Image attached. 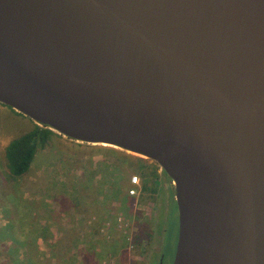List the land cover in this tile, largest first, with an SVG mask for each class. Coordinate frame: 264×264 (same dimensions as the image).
I'll return each instance as SVG.
<instances>
[{
  "label": "water",
  "instance_id": "water-1",
  "mask_svg": "<svg viewBox=\"0 0 264 264\" xmlns=\"http://www.w3.org/2000/svg\"><path fill=\"white\" fill-rule=\"evenodd\" d=\"M0 103L155 161L172 264H264V0H0Z\"/></svg>",
  "mask_w": 264,
  "mask_h": 264
},
{
  "label": "rangeland",
  "instance_id": "rangeland-1",
  "mask_svg": "<svg viewBox=\"0 0 264 264\" xmlns=\"http://www.w3.org/2000/svg\"><path fill=\"white\" fill-rule=\"evenodd\" d=\"M13 111L0 103V264H149L160 254L172 264L178 215L155 161L154 191L139 178L131 194L138 158H147L55 132L14 176L4 143L36 123Z\"/></svg>",
  "mask_w": 264,
  "mask_h": 264
},
{
  "label": "trees",
  "instance_id": "trees-1",
  "mask_svg": "<svg viewBox=\"0 0 264 264\" xmlns=\"http://www.w3.org/2000/svg\"><path fill=\"white\" fill-rule=\"evenodd\" d=\"M54 133L55 132L53 130L49 129L46 126L35 124L34 128H32L31 130L20 135L19 137L10 140L4 148L7 166L10 173L14 176H19L26 173L37 150L44 147L49 138ZM138 160L140 161V165L138 166L136 174L134 176L140 178L142 183V191L144 193L154 191V180L158 175L156 165L151 159L144 160L138 158ZM163 173L165 174V172ZM112 194L113 196H118L119 191L112 190ZM171 197L174 205V195L172 190ZM146 246L149 247V244H147ZM13 262L14 261H12V263Z\"/></svg>",
  "mask_w": 264,
  "mask_h": 264
},
{
  "label": "built area",
  "instance_id": "built-area-1",
  "mask_svg": "<svg viewBox=\"0 0 264 264\" xmlns=\"http://www.w3.org/2000/svg\"><path fill=\"white\" fill-rule=\"evenodd\" d=\"M139 184V178L137 176H133L132 178V185L133 187L130 189V193L134 194V189L135 187H137ZM55 264H62V263H55ZM102 264H119L117 262H115L114 260H109V261H103Z\"/></svg>",
  "mask_w": 264,
  "mask_h": 264
},
{
  "label": "flooded vegetation",
  "instance_id": "flooded-vegetation-1",
  "mask_svg": "<svg viewBox=\"0 0 264 264\" xmlns=\"http://www.w3.org/2000/svg\"><path fill=\"white\" fill-rule=\"evenodd\" d=\"M149 264H165V256L164 254L158 255V257L152 261H150Z\"/></svg>",
  "mask_w": 264,
  "mask_h": 264
},
{
  "label": "crops",
  "instance_id": "crops-1",
  "mask_svg": "<svg viewBox=\"0 0 264 264\" xmlns=\"http://www.w3.org/2000/svg\"><path fill=\"white\" fill-rule=\"evenodd\" d=\"M11 109V108H10ZM12 110V109H11ZM13 111V110H12ZM13 112H15V111H13ZM16 113V112H15ZM17 115H19L18 113H16ZM9 143V138L7 139V141L4 143V148H5V146L7 145Z\"/></svg>",
  "mask_w": 264,
  "mask_h": 264
}]
</instances>
